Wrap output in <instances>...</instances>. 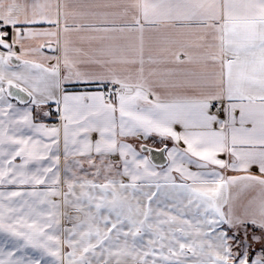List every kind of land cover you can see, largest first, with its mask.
Here are the masks:
<instances>
[{"label": "snow or ice", "instance_id": "snow-or-ice-1", "mask_svg": "<svg viewBox=\"0 0 264 264\" xmlns=\"http://www.w3.org/2000/svg\"><path fill=\"white\" fill-rule=\"evenodd\" d=\"M0 185V264H264V0H0Z\"/></svg>", "mask_w": 264, "mask_h": 264}, {"label": "crops", "instance_id": "crops-1", "mask_svg": "<svg viewBox=\"0 0 264 264\" xmlns=\"http://www.w3.org/2000/svg\"><path fill=\"white\" fill-rule=\"evenodd\" d=\"M119 2V0H117ZM81 23H89L90 20L84 19L79 21ZM71 23V21H70ZM42 27H47V25H43ZM172 35L173 30L172 29H165L161 28L158 31H151L145 34V40H146V46L151 45L153 48L157 47L158 44H160L165 35ZM74 39L77 41L78 46L83 47L86 51L94 52L95 50H98L104 46H106L109 43H123L125 41L121 40H116V41H108V40H89V39H81V37H91V36H99L102 35L100 33H93L90 31L87 32H80V33H74ZM128 42H138V38L136 37H127L126 38ZM45 54L47 55H52L51 51H49L47 48H45ZM49 63H54V61H49ZM163 68V66H161ZM85 89L83 87L77 88L76 91H84ZM88 91L95 92L97 91V88L95 87H90L87 89ZM100 91H106L105 88L99 89ZM38 122H42L49 127H59L61 128V144H60V149H61V167H63L64 159H63V131H62V121L59 119V115H51L50 117H42ZM177 131H182V128L180 126H177ZM96 138V134H93V139ZM45 142L47 141V138H45ZM149 146H152L151 140L147 141ZM166 143L169 145V147L172 146V141H166ZM155 147H161V145L156 144ZM181 147H183V144H181ZM223 158V157H222ZM19 162V160H17ZM45 164L47 163L46 161L44 162ZM195 171V168H193ZM255 171V169H254ZM229 175H233L235 173H227ZM44 186H37V190H43ZM32 190L30 186H17V185H0V191L8 192V191H30ZM252 195H255V193H248L244 195V201L248 198H250Z\"/></svg>", "mask_w": 264, "mask_h": 264}, {"label": "built area", "instance_id": "built-area-1", "mask_svg": "<svg viewBox=\"0 0 264 264\" xmlns=\"http://www.w3.org/2000/svg\"><path fill=\"white\" fill-rule=\"evenodd\" d=\"M105 89H106V91L110 90L109 88H105ZM52 115H53V116L57 115V113L55 112L54 109L52 110Z\"/></svg>", "mask_w": 264, "mask_h": 264}]
</instances>
